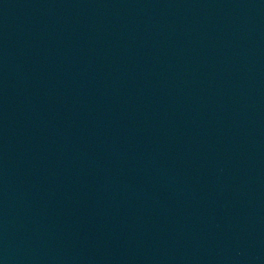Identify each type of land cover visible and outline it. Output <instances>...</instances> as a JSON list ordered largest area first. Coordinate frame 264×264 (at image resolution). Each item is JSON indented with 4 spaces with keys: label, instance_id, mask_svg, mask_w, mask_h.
<instances>
[{
    "label": "water",
    "instance_id": "obj_1",
    "mask_svg": "<svg viewBox=\"0 0 264 264\" xmlns=\"http://www.w3.org/2000/svg\"><path fill=\"white\" fill-rule=\"evenodd\" d=\"M0 264H264V0H0Z\"/></svg>",
    "mask_w": 264,
    "mask_h": 264
}]
</instances>
